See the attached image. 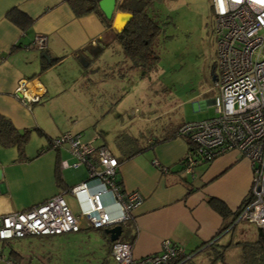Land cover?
<instances>
[{
	"label": "crops",
	"instance_id": "crops-1",
	"mask_svg": "<svg viewBox=\"0 0 264 264\" xmlns=\"http://www.w3.org/2000/svg\"><path fill=\"white\" fill-rule=\"evenodd\" d=\"M120 1L116 0L110 25L106 27L94 12L82 16L74 15L66 0H0V113L7 116L16 129L29 128L31 130L29 138L33 137L34 133L39 136L40 147L45 154L44 161L34 172L32 179L29 180L26 174L18 178L9 170L11 163L20 160L18 156L15 157L17 149L15 146L6 147L0 144V214L27 209L57 193L62 194L74 213L79 214L81 207H85L84 195L69 193L71 199L67 201L63 194L68 192L63 187H71L85 180L87 167L83 164L78 167L70 165L74 158L66 144L67 150L65 147L57 150L48 148L50 138L69 129L67 125L58 124L57 116L50 115L52 124L48 123L42 112L45 104L55 98L64 97L63 95L69 92L73 96L61 99V105L63 106L65 99L66 104L73 99L71 102L73 111L63 108V119L70 114L75 115L74 101L77 103L86 101L87 93L91 91L89 87L91 82L87 80H90L89 76L95 71L92 63L94 60L83 70L76 54L79 51L87 54L90 45L105 44L101 51L104 55V50H108L109 44L117 40L114 33L120 31L123 24L121 12H127L118 7ZM12 8H17L32 17L33 22L30 27L23 31L7 18L6 13ZM39 33L46 36L43 49L38 48L34 42V37ZM45 53L56 60L43 69L42 63L45 59L42 56ZM120 53L122 55L113 63L124 61L125 54L122 48ZM22 79L25 80L27 96L37 94L38 101L25 104L19 97L20 94L18 93L19 96L15 94L16 86ZM82 83H85L84 86L81 85ZM209 90L213 91L211 97L194 101V110H203L212 104V97L216 91L212 85ZM175 109L177 108L168 109L171 110L169 113H172L173 117L168 116L166 120L160 121L155 127V135L152 136L150 135L152 132L144 135L142 130L132 125L125 129L124 125H119L117 129L114 128L116 130L112 129L110 135L107 130L98 131L91 127L84 129L77 127L70 132L79 133L83 140H89L96 147L102 145L107 147V137L113 139L119 132L127 131L137 136L141 146H146L151 140L160 139L168 134L169 131L165 130L169 124L193 121L192 115H187L186 110L181 109L177 112ZM83 117L90 116L83 113ZM104 134L108 136L104 138L102 136ZM101 138L103 140H100ZM186 150L185 139L176 136L158 141L153 146H148L131 157L118 161L116 178L121 188L124 191L136 190L141 196L140 203L130 211V217L122 222V231L117 238L131 244L132 255L135 257L158 253L162 242L167 239L171 244L181 245L187 257L193 252L190 264H206L208 260L206 249H201L212 239L220 243L224 235L230 231L225 226H229L232 221V214L221 216L208 204L207 199L215 197L223 201L231 212L237 210L250 186V162L237 152L228 151L213 160L196 164L194 173L191 174L183 170L181 163ZM109 151L118 160V149L116 148V153L110 149ZM65 153L68 155L66 156ZM65 167L73 169L83 167V169L74 174L69 172L73 176V179H69L62 174ZM56 169L60 172L63 187L56 184ZM24 180L30 182L31 187L27 194L21 195L16 191L18 187L24 186L26 183ZM104 202L111 215L118 214L119 208L110 194H104ZM105 227H90L82 219L77 231L19 237L17 244L21 248L12 246L11 249L15 248L20 257L15 256L12 262L71 264L73 257H76V261L80 260L79 256L83 250L90 253L91 260L88 264H118L114 259L111 260L110 242L112 241L109 239V234L104 231ZM222 228L225 229L219 233ZM68 241L73 242V247ZM3 247L4 245L0 243V251L5 257L10 258ZM72 249L73 254L68 258L67 253ZM0 264L10 263L6 259H0Z\"/></svg>",
	"mask_w": 264,
	"mask_h": 264
},
{
	"label": "built area",
	"instance_id": "built-area-1",
	"mask_svg": "<svg viewBox=\"0 0 264 264\" xmlns=\"http://www.w3.org/2000/svg\"><path fill=\"white\" fill-rule=\"evenodd\" d=\"M211 6L215 34L212 87L216 90L212 105L216 114L180 126L177 136L183 137L187 144L181 163L184 171L193 174L196 164L228 151L247 158L251 167L250 186L231 226L238 220H246L264 229V0H211ZM34 42L43 49L46 36L39 33ZM15 94L25 104L39 100L37 94L27 96L23 79ZM51 144L58 149L66 144L74 158L70 165L87 167V178L66 190L84 195L85 207L76 214L62 194L57 193L27 209L1 213L0 243L27 235L77 231L82 219L93 228L122 223L140 203L138 191L119 190L116 183L119 162L104 145L96 147L79 133L70 131L54 137ZM154 163L157 164L155 160ZM104 194H110L118 206L117 215L108 212ZM110 248L118 264H172L178 256H186L181 245L171 244L167 239L158 253L142 257L133 256L131 244L119 239ZM0 259L14 264L1 251Z\"/></svg>",
	"mask_w": 264,
	"mask_h": 264
},
{
	"label": "rangeland",
	"instance_id": "rangeland-1",
	"mask_svg": "<svg viewBox=\"0 0 264 264\" xmlns=\"http://www.w3.org/2000/svg\"><path fill=\"white\" fill-rule=\"evenodd\" d=\"M154 5L156 20L160 24V32L151 46L158 55L156 65L150 69L139 66L129 68L130 62L126 56L124 61L113 63L122 55L120 44L117 40L113 41L109 44L108 50H104L105 54L101 53L92 62L95 71L89 76L90 80H87L91 82L89 84L91 91L87 93L86 101L78 103L74 101L75 115L70 114L62 118L63 108L73 111L71 103L73 99H70L71 102L68 104L65 99L63 106L61 105V99L73 96L69 92L63 95L64 97L55 98L44 105L42 113L48 123L52 124L50 117L52 115L57 116L58 124L67 125L69 130L65 131L73 132L77 127L83 129L91 127L98 131L107 130L110 135L112 129L115 127L117 129L119 125H124V129L132 125L142 130L144 135L152 132L150 134L152 136L155 135V127L160 121L166 120L168 116L173 117V114L169 113L171 110H168L172 107H176L177 112L181 109L186 110L187 115H192L193 121L215 116L216 112L212 104L203 110L193 109L194 101L209 98L213 92L209 90L212 85L215 56L211 0H162L156 1ZM177 104L180 106H175ZM83 113L90 117L84 118ZM106 135L102 136L106 138L108 136ZM32 136L27 142L23 156L12 149L16 153L15 157L18 156L20 160H14L9 170L18 178L26 174L29 180L32 179L34 172L45 158L44 151L40 147L41 138L35 133ZM102 138L100 140H103ZM111 139L107 137L106 145L116 153L114 138ZM141 142L144 143V140L141 139ZM64 147L66 149V145L62 146ZM82 169L83 167L78 169L65 167L61 171L66 178L73 179L69 172L74 174ZM29 187L31 183L26 182L24 186L18 187L16 192L21 195L27 194ZM63 195L67 201H70L71 194ZM256 235V225L246 220H238L220 241L224 245L230 243L223 256L224 264H241L239 243L252 241ZM18 240L17 238L8 240L3 247L4 252H9L12 246L21 248L17 244ZM68 243L73 247V242L68 241ZM72 254L73 249L67 253V257H71ZM92 256H94L93 252ZM79 257L78 261L73 257L71 264H88L91 260L87 251L81 250Z\"/></svg>",
	"mask_w": 264,
	"mask_h": 264
},
{
	"label": "trees",
	"instance_id": "trees-1",
	"mask_svg": "<svg viewBox=\"0 0 264 264\" xmlns=\"http://www.w3.org/2000/svg\"><path fill=\"white\" fill-rule=\"evenodd\" d=\"M70 8L72 9L74 15L82 16L90 12H94L98 15L100 20L106 27L110 25V19L106 18L102 11L99 9L97 0H66ZM162 0H121L119 3V8L122 11H127L132 13V17L125 24V26L118 32L114 33V37L120 44L125 56L129 59V68L132 67H144L150 69L154 67L158 60V55L152 49V43L154 39L160 32L159 21L156 20L155 15V2ZM7 18L12 21L21 30H26L33 22L32 17H30L25 12L18 10L17 8H12L6 13ZM105 44L90 45L87 48V54H83L81 51L77 52L76 57L84 70L86 67L101 53ZM45 61L42 63V68H46L51 65L56 59L42 56ZM87 80V79H86ZM86 82V81H85ZM85 84V83H84ZM82 83L81 85L84 86ZM88 86V85H87ZM187 122V121H186ZM185 122H179L175 124H169L165 131H169L168 134L163 135L160 139L151 140L148 145L141 146L137 136L130 134L127 131L119 132L113 139L115 147L118 149V161H122L125 158L131 157L134 153L140 152L146 147L153 146L156 142L161 140H166L177 136V131ZM31 130L29 128H24L23 130L16 129L11 120L0 113V144L2 146H15L20 156L24 155V146L29 139ZM56 137V136H55ZM49 139L48 148H54L51 144L52 139ZM94 154V152H93ZM92 154V155H93ZM56 184L63 187L62 179L59 170L56 169L55 172ZM119 186V190L123 191L119 180H116ZM69 186L63 188L68 189ZM66 191V190H65ZM69 193V192H68ZM208 204L216 210L221 216L226 217L232 214V221L229 223V230L234 227L231 226L237 210L231 212L223 201L215 197H209L207 199ZM91 227V226H90ZM225 228L219 230L221 233ZM211 241V240H210ZM7 241H5L6 243ZM113 242V241H112ZM110 242V247L111 243ZM3 243V245H5ZM228 245L220 244L215 239L204 246L201 250L206 249V256L208 258L206 264H224L223 256ZM241 247V264H264V229L257 228L256 238L252 241H242L239 243ZM111 249V248H110ZM193 252L189 253V257L185 258L183 261L178 263L185 255H180L171 261L172 264H190ZM10 259L12 260L15 256L18 258V254L14 249H10L8 252ZM14 260V259H13Z\"/></svg>",
	"mask_w": 264,
	"mask_h": 264
},
{
	"label": "water",
	"instance_id": "water-1",
	"mask_svg": "<svg viewBox=\"0 0 264 264\" xmlns=\"http://www.w3.org/2000/svg\"><path fill=\"white\" fill-rule=\"evenodd\" d=\"M97 4L99 9L102 11L103 15L111 19L113 16V12L116 7V0H97ZM124 14L126 20L124 21L123 25L121 26L120 30L125 26V24L130 20L132 17V13L129 12H121V15ZM212 79H214V73L212 74ZM121 222H115L113 225L109 227H105L104 231L109 234V239L111 241L116 240L122 231Z\"/></svg>",
	"mask_w": 264,
	"mask_h": 264
},
{
	"label": "bare ground",
	"instance_id": "bare-ground-1",
	"mask_svg": "<svg viewBox=\"0 0 264 264\" xmlns=\"http://www.w3.org/2000/svg\"><path fill=\"white\" fill-rule=\"evenodd\" d=\"M121 17H122V23H124V21L126 20V17H125L124 14H122ZM122 25H123V24H122ZM120 28H121V27H120Z\"/></svg>",
	"mask_w": 264,
	"mask_h": 264
}]
</instances>
